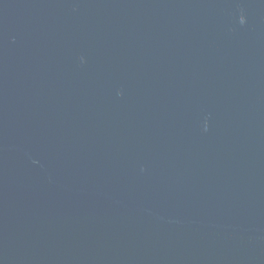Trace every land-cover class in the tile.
Returning <instances> with one entry per match:
<instances>
[{
  "label": "water",
  "instance_id": "water-1",
  "mask_svg": "<svg viewBox=\"0 0 264 264\" xmlns=\"http://www.w3.org/2000/svg\"><path fill=\"white\" fill-rule=\"evenodd\" d=\"M0 264H264V0H0Z\"/></svg>",
  "mask_w": 264,
  "mask_h": 264
}]
</instances>
